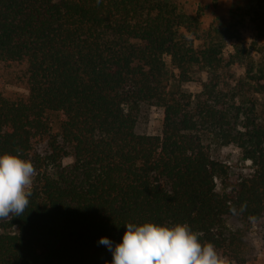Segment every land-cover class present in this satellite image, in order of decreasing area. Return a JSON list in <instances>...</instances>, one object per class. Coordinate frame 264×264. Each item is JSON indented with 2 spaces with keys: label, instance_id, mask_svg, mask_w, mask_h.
Wrapping results in <instances>:
<instances>
[{
  "label": "trees",
  "instance_id": "16d2710c",
  "mask_svg": "<svg viewBox=\"0 0 264 264\" xmlns=\"http://www.w3.org/2000/svg\"><path fill=\"white\" fill-rule=\"evenodd\" d=\"M202 14L178 0H0V64H25L30 91L0 90V153L34 166L29 204L0 221V264H106L99 239L120 242L129 222L187 223L224 264H245L223 222L264 214V55L245 35L264 39V0L207 30ZM144 106L163 109L160 134L137 132ZM206 138L251 170L214 160Z\"/></svg>",
  "mask_w": 264,
  "mask_h": 264
},
{
  "label": "rangeland",
  "instance_id": "374dc122",
  "mask_svg": "<svg viewBox=\"0 0 264 264\" xmlns=\"http://www.w3.org/2000/svg\"><path fill=\"white\" fill-rule=\"evenodd\" d=\"M182 9L188 14L195 15L202 11L201 28L207 30L211 25L227 23L232 19L233 13L238 6L247 4L250 0H178ZM247 44L252 45L257 42L255 48L256 55H264V39L258 37L257 32L250 30L245 32ZM200 41L196 40V44ZM231 49L230 45L227 51ZM26 65L16 64L7 67L5 64H0V90L4 96L18 100L27 98L29 95V86L26 77ZM235 74L237 78L244 74L243 68L234 66L230 70V74ZM230 82L231 76H228ZM207 81V73L197 71L194 79L184 85V88L193 93L198 94L202 91V85ZM53 132H58L57 119L58 116L53 115ZM164 112L159 107L144 106L139 115L137 123V132L144 134H160L163 129ZM209 146L208 150L214 160L220 161L228 165L234 172H248L251 168L243 158L240 149L235 145H220L211 139H205ZM35 151L42 152L47 148V140H38L34 144ZM74 160L72 156L65 157L62 160V167L68 170ZM32 183V182H31ZM31 184L26 187V191ZM7 217L0 218L1 220L9 219ZM223 229L226 233L236 234L241 238L242 257L245 259V264H264V214L259 220H247L240 214L234 213L227 215L223 222Z\"/></svg>",
  "mask_w": 264,
  "mask_h": 264
},
{
  "label": "clouds",
  "instance_id": "9594fccd",
  "mask_svg": "<svg viewBox=\"0 0 264 264\" xmlns=\"http://www.w3.org/2000/svg\"><path fill=\"white\" fill-rule=\"evenodd\" d=\"M34 166L19 154L0 153V218L20 216L29 204ZM120 242L101 237L112 259L106 264H224L211 242L187 224L169 226L155 222H129Z\"/></svg>",
  "mask_w": 264,
  "mask_h": 264
}]
</instances>
